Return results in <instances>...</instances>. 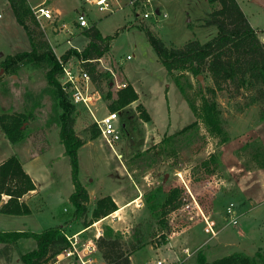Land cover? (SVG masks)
I'll return each mask as SVG.
<instances>
[{"label":"rangeland","instance_id":"obj_1","mask_svg":"<svg viewBox=\"0 0 264 264\" xmlns=\"http://www.w3.org/2000/svg\"><path fill=\"white\" fill-rule=\"evenodd\" d=\"M29 1L34 5L40 0ZM47 1L53 11L58 10L61 14L60 21L54 25L42 22L44 38L56 49L55 55L65 54L70 47L81 51L87 43L81 34L83 29L75 23L80 11H85L89 26L93 23L102 36L112 37L107 54L97 62L99 76L96 82L88 75L100 94V100L91 108L93 114L100 118L108 111L117 112L116 126L121 138L115 145L116 154L99 135L91 138L89 127L93 120L85 108L75 106L74 131L85 141L77 152L78 180L88 193V206L105 196H113L119 205L104 222L89 226L91 229L85 239L88 236L93 238L85 258L95 260V264H105L97 257L93 239L97 235L108 236L107 231H103L107 226L113 228L111 232H120L127 238L138 222L148 220L154 223L143 196L159 186L166 190L172 186L181 189L182 204L166 217L169 226L166 244H159L161 237L156 234L144 248L131 256L132 264L156 261L195 264L199 249L209 262L232 253L252 257L259 252L264 256V168H257L252 156L257 149L264 150V101L249 105L253 90H242L236 95L228 84H223L215 96L229 140L220 144L199 120L185 134L170 139L196 117L176 86L174 77L167 75L145 33V29H149L168 47L174 48H181L193 40L207 42L217 33L216 27L203 24L212 10L207 0H160L159 17H155L153 7L134 10L124 7L107 14L85 4L84 0ZM120 3L123 6L127 0H120ZM145 11L153 15L141 20L137 14ZM260 11V16L256 17L259 21L257 34L263 42L264 12ZM164 13L166 17L162 18ZM62 24L72 34L60 31ZM52 27H56L55 32ZM29 50L27 35L16 22L8 1L0 0V62L8 55ZM127 56L130 58L126 59ZM70 58L73 65L81 68L76 57ZM1 71L0 116L24 114L27 121L23 128L24 139L16 145L11 144L0 129V163L11 156L22 163L39 191L30 198L28 193L21 200L36 210L32 218L45 217L55 226L56 218L72 209L67 196L72 193L73 186L69 159L59 141L57 108L44 70L20 66L15 74ZM105 73L109 76L106 77ZM174 74L180 75V72ZM181 76L183 85H186L185 79L191 85L186 86L187 95L198 105L197 79L187 72ZM202 80L204 86H214L207 73ZM122 84L131 85L138 99L120 111H111L109 104L116 98V92L124 88ZM107 93L110 98H104ZM145 115L148 121H144ZM210 153L216 154V163L206 168L200 166ZM6 199L2 196L1 203ZM229 204L234 205L238 215L235 226L227 221L226 207ZM200 213L214 221V237L199 224ZM24 222L23 218L18 220L17 216L0 213V231L21 229ZM84 240L78 241L79 248L83 247ZM29 243L35 244V241L19 240L11 249L10 260L4 258L5 254L0 255V264H20L19 254L29 251ZM71 259L77 260L75 257Z\"/></svg>","mask_w":264,"mask_h":264},{"label":"trees","instance_id":"obj_2","mask_svg":"<svg viewBox=\"0 0 264 264\" xmlns=\"http://www.w3.org/2000/svg\"><path fill=\"white\" fill-rule=\"evenodd\" d=\"M7 1L16 22L27 35L30 50L8 55L0 62V71L3 69L4 72L15 74L20 66H32L44 70L47 86L57 108L56 123L59 126V141L69 159L73 186V191L68 197L72 209L65 211L62 217L67 223H79L83 229H86L92 223L116 211L118 207L110 196L101 197L91 207L88 206V193L78 180L77 152L85 141L74 131L77 110L60 86L58 79L61 75V67L51 45L44 38L43 30L32 15L27 0ZM207 2L212 10L203 20V24L217 29L216 35L207 42L200 43L193 40L181 48H174L168 47L149 29L146 28L145 33L159 61L166 69L167 75L174 77L176 86L196 117L195 121L176 132L170 139L185 134L190 128L196 126L199 120L211 136L218 138L220 144H224L229 140V135L222 126L216 91L221 90L223 84H228L236 95L242 90H253L254 95L249 105L264 101V41L259 40L257 31L250 26L236 0H207ZM81 34L87 39L82 50L70 48L60 58L65 61L70 57H76L82 65V70L89 73L93 82H96L99 76L96 70L97 62L107 54L112 37L102 36L93 23L83 29ZM175 71L180 72V75H175ZM184 72L190 73L196 79L207 73L213 81L214 86L208 87L201 86L197 80L195 94L199 100L198 105L186 93V86L191 87L188 80L185 79L186 85L180 82L181 74ZM105 76L108 77L109 74L105 73ZM105 97L110 98V93H107ZM137 99L135 89L127 85L116 92V98L112 100L108 108L111 111H120ZM144 118V121L149 120L147 115ZM26 121L27 116L24 114L0 116V129L11 144L16 145L24 139L23 128ZM89 132L92 134L91 138L99 135L95 124L89 127ZM252 156L257 168H264V150L257 149ZM216 161V154L210 153L200 166L206 168ZM34 190V182L15 156L0 163L1 214L12 216L30 214V207L21 199ZM181 194V189L174 186L167 190L159 186L146 193L143 196L144 203L154 223L148 220L138 222L127 238L120 232L114 234L107 232L108 236L103 234L94 239L97 257L105 264H131V256L144 248L156 234L161 237L159 244H166L169 232L166 217L182 204ZM2 196L7 197L4 203H1ZM20 239L35 241L33 249L19 254L20 264H49L58 254L70 248L62 226L49 227L40 232L0 231V244H4L2 255L5 254V257L3 256L5 259L8 260L12 247L16 246ZM195 264H264V256L259 252L252 257L243 253H232L209 262L203 251L199 249L196 252Z\"/></svg>","mask_w":264,"mask_h":264},{"label":"built area","instance_id":"obj_3","mask_svg":"<svg viewBox=\"0 0 264 264\" xmlns=\"http://www.w3.org/2000/svg\"><path fill=\"white\" fill-rule=\"evenodd\" d=\"M84 3L89 6L96 7L97 10L101 13L113 14L117 11L124 9V7H131L133 8V10L148 8L150 1L127 0V4L123 6L121 5L120 0H84ZM31 11L32 15L34 16L35 20L38 22L39 26L43 31L44 27L42 22L54 25L55 23H58L60 21V12L56 10L53 11L52 9L48 8L46 0H44L40 4L31 7ZM151 14L153 15V13L145 11L139 15L137 14V16H140V19L143 20L149 18ZM159 16L160 14L156 12L155 17ZM163 17H165V15H163ZM75 23L79 29H85L89 27L85 11H80L77 13ZM52 29L56 30V27H52ZM59 29L60 31L64 30L65 32H68V28H66L64 24H62ZM68 42L69 41L67 40V43ZM52 50L53 52L55 51L54 48H52ZM129 58V56L126 57V59ZM56 59L61 67V75L59 76L58 80L62 90L69 96V99L73 105H80L89 112L93 120V124H95V126L97 127L99 136L101 137L102 141L111 152L116 154L115 145L119 142L121 138L120 132L116 126L117 112L108 111L100 118H97L91 111V108L95 107L96 103L100 100V94L97 90L94 89L93 83L88 73L82 70V68H80L77 64L73 65L70 62L71 58H68L63 61L60 56L56 55ZM77 62L80 63V61L76 59V63ZM121 87H125V84H122ZM177 175L179 178H181L180 172H178ZM189 194L191 196L190 192ZM187 207L188 205H185V208ZM234 211L235 209L233 204H229V206L226 207L227 221L229 224L235 226L238 222V215L236 211ZM200 214L202 218L200 219V221H198L199 224H202V228L205 232L209 233L211 236L214 237L216 235V232L214 231V221L205 217L202 213ZM67 240L70 244V248L58 254L55 259L52 260V262H50L49 264H60L62 261L73 257L77 258V261L80 264H95V261L91 258H85L86 254L89 252V248L91 245L87 244L85 246V249L79 250L77 248V241L75 237L67 236ZM151 264L165 263L164 261H156L152 262Z\"/></svg>","mask_w":264,"mask_h":264},{"label":"crops","instance_id":"obj_4","mask_svg":"<svg viewBox=\"0 0 264 264\" xmlns=\"http://www.w3.org/2000/svg\"><path fill=\"white\" fill-rule=\"evenodd\" d=\"M44 0H40L38 3H36V4H34V5H32L31 3H30V1L28 0V3H29V5H30V7H33V6H35V5H37V4H40V3H42ZM50 1V0H49ZM150 1V4H149V7H153L154 9H155V11L156 12H158L160 15H161V13L159 12V8H160V6H161V1L160 0H149ZM237 1V3L239 4V6H240V8H241V10H242V12L245 14V16H246V18H247V20H248V22H249V24H250V26L253 28V29H255L256 31H257V25H258V20H256V17L257 16H260V10H262L263 12H264V10L262 9V8H260L259 6H257V5H255L254 3H252L251 2V0H242V2H240V0H236ZM46 4H47V6H48V1L46 0ZM243 4H245V6L243 5ZM251 6H254L255 8H257V9H252V7ZM48 8H50L49 6H48ZM51 9V8H50ZM56 11H58V10H56ZM250 11V12H249ZM163 15H165V17H166V14L164 13ZM163 15H162V18H164L163 17ZM66 27V26H65ZM67 28V27H66ZM52 31H54L55 32V30L54 29H52ZM64 31V30H63ZM258 32V31H257ZM65 34H68V35H70V34H72L71 33V31H69V29H68V32H65ZM69 41V40H68ZM85 46V45H84ZM83 46V47H84ZM82 47V48H83ZM71 48V47H70ZM55 49V48H54ZM78 50V49H77ZM55 51H56V49H55ZM78 51H80V50H78ZM113 76H114V74H113ZM28 174V173H27ZM34 185H35V190L34 191H31V192H29L30 193V196H29V198L30 197H32V196H34L35 194H37V192L39 191V187L36 185V183H34ZM70 195V194H69ZM69 195L67 196V197H69ZM26 197V196H25ZM111 198H112V200L114 201V203L117 205V206H119L118 205V203L116 202V200L114 199V197L113 196H110ZM28 198V197H27ZM101 198V197H100ZM68 199V198H67ZM22 200H24L23 198H22ZM25 202V201H24ZM26 203V202H25ZM93 205V204H92ZM121 208H124V206H121ZM120 208V209H121ZM31 210V212H30V214H28V215H25V216H17L18 217V220H21V218H23L24 220H25V222L23 223V224H21V229H16V230H1V231H19V230H24V228L26 229V228H28V229H30L31 231H34V232H40V231H42V230H45V229H47V228H49V227H53L54 225L53 224H49L50 222H49V220L48 219H46L45 217H42V218H40V217H37V218H32L31 216L33 215V212L34 211H36V210H34V209H30ZM63 211H65V208L63 209ZM52 218H54V216H52ZM26 220H28V221H26ZM106 220V217L104 218V219H101V220H99L98 222H96V224L97 223H102V222H104ZM56 221L57 222H55L56 224H55V226H62L63 227V229L65 230V233H66V235L67 236H69V237H75V239H76V241H77V248L79 249V250H83V249H85V246L87 245V244H89L91 241H92V238H93V236H92V238L91 237H89L88 236V238H86L85 239V237L89 234V232H90V229L91 228H86V229H83L82 228V226L79 224V223H77V224H72V223H67L66 222V219H63V217L62 216H59V217H57L56 218ZM95 223V222H94ZM95 224V225H96ZM107 231V232H110L111 234H114L113 232H111V230L113 231V228L109 225V226H107V229H103V231ZM98 231V230H97ZM115 232V231H114ZM104 233V232H103ZM96 235H94V237H95ZM98 236V235H97ZM95 237V238H98V237ZM81 239H85L84 240V242L82 243V245H83V247H81V248H79V245H78V241H80ZM21 240V239H20ZM94 240V239H93ZM19 241V240H18ZM17 241V242H18ZM34 246H35V244H32V243H29V247L27 248L28 250H31V249H33L34 248ZM3 250H4V244H0V255L3 253ZM84 252H85V250H84ZM88 255V253L86 254V256ZM11 257H12V253L10 254V256H9V258H8V260H10L11 259ZM70 259V258H69ZM69 259H67V260H65V263L64 264H72V263H74V264H79V262L76 260H73V259H71V260H69ZM7 260V259H6ZM73 260V261H72ZM95 261V260H94ZM131 261H132V259H131ZM132 264V263H131Z\"/></svg>","mask_w":264,"mask_h":264},{"label":"water","instance_id":"obj_5","mask_svg":"<svg viewBox=\"0 0 264 264\" xmlns=\"http://www.w3.org/2000/svg\"><path fill=\"white\" fill-rule=\"evenodd\" d=\"M252 3H254L255 5L259 6L260 8H262L264 10V0H251ZM2 71H0L1 73ZM197 80L200 82L201 86H204L203 80H202V76H198Z\"/></svg>","mask_w":264,"mask_h":264}]
</instances>
